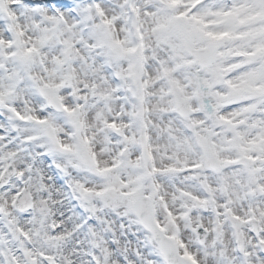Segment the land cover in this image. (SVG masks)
Instances as JSON below:
<instances>
[{"label":"snow or ice","instance_id":"6c2138e0","mask_svg":"<svg viewBox=\"0 0 264 264\" xmlns=\"http://www.w3.org/2000/svg\"><path fill=\"white\" fill-rule=\"evenodd\" d=\"M0 264H264V0H0Z\"/></svg>","mask_w":264,"mask_h":264}]
</instances>
